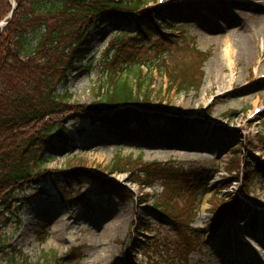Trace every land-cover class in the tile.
Returning a JSON list of instances; mask_svg holds the SVG:
<instances>
[{
    "label": "rangeland",
    "instance_id": "rangeland-1",
    "mask_svg": "<svg viewBox=\"0 0 264 264\" xmlns=\"http://www.w3.org/2000/svg\"><path fill=\"white\" fill-rule=\"evenodd\" d=\"M252 2L254 4L250 5ZM151 4L153 1L149 2ZM208 5L212 9L207 8ZM262 5L261 0H186L164 8L162 18L166 24L177 26V29L181 24L184 30L169 38L184 46L195 43L199 50L206 52L199 90H170L167 79L160 76H156L152 85L151 99L167 104L171 116L177 114L181 118L180 124L167 119L151 121L146 139L144 135L139 139H124L99 123L92 124L86 116L76 114L71 117L70 114L64 118L69 145H62L59 135L43 139L48 142L43 150L50 157L46 168L54 172L52 177L14 190L16 196L9 209H5L7 212L2 214L3 230L9 242L6 251L14 252L17 262L26 259L31 263L48 261V264H186L187 261V264H264V240L259 242V250L232 244L224 246L227 239L223 235L232 227L249 241H256L254 234L242 225L243 221L230 215L224 220L221 233L202 229L207 228L214 217L211 212L217 209L210 200L214 192L223 196L229 190H237L238 186L231 188L233 176L248 170H252L248 175L252 193L243 201L241 199L243 213L258 212V218L264 217V210L254 208L260 202L264 203V173L260 172V167L264 166L261 148L264 145V111L258 115L259 119L249 118L254 99L260 98L259 105L264 106V81L258 78L264 71V41L256 33L262 20L257 15L263 17L264 11L257 13L254 7ZM189 6L193 15L186 13ZM221 11L230 13L238 21L228 26ZM111 30L107 25L90 30L88 48L91 53L86 55L83 64L107 47L113 35ZM234 31L253 35L251 44L255 55L251 60L237 54L239 47ZM228 34L231 37L224 46L222 40ZM224 49L230 59L219 70L215 60ZM175 52L173 60L188 59L193 55L190 48L176 47ZM67 75L59 90H67L72 96L71 101L87 105L97 98V86L102 79L97 68L68 71ZM224 79L231 84H227L228 94L217 96L208 104L213 95L221 92ZM46 123L51 122L45 121L40 126ZM37 129H25L16 141L22 138L41 141ZM120 153L124 157L141 154L146 161L182 162L197 172L213 174L210 190L198 204L201 218L191 224L194 229L202 230L201 236L152 209L154 200L162 203L168 199L177 204L176 219L181 220L193 202V199L186 201L188 197L182 199L186 191L184 185L173 183L171 177L165 175L154 183V188H146L148 193L142 195L139 186L126 183L127 173H109L111 169H106L109 165L112 167ZM69 162L94 173L100 171L103 176L113 177L118 182L84 170L71 179L68 178L70 174L57 176L59 171L67 169ZM257 163L261 166H255ZM137 165L140 169V163ZM103 183L110 184L120 193L104 192L112 187H105ZM81 196L84 197L77 199ZM139 223L146 229H141ZM259 223V219L256 220L252 229H257ZM43 236H46L45 240H42ZM155 240L157 243L148 245ZM217 241L224 246L222 249L217 246ZM168 242L172 244L168 245ZM185 247L195 248L190 260L185 255ZM0 259V264H10L6 257Z\"/></svg>",
    "mask_w": 264,
    "mask_h": 264
},
{
    "label": "trees",
    "instance_id": "trees-1",
    "mask_svg": "<svg viewBox=\"0 0 264 264\" xmlns=\"http://www.w3.org/2000/svg\"><path fill=\"white\" fill-rule=\"evenodd\" d=\"M16 2L13 17L0 29V258L6 257L10 264H48L43 260L31 263L23 259L17 262L14 252L6 251L9 242L2 218V210L9 209L16 196L14 190L52 177L54 172L46 168L50 157L43 150L47 143L43 139L60 135L64 128L62 122L70 114L71 117L78 114L93 121L102 120L125 138L136 137L137 132L128 125L129 120L147 123L149 118H166L165 113L158 114L157 111L162 113L167 108L161 102L155 105L151 99L154 67L158 68L159 74L168 75L171 88L177 87L179 92L193 88L199 90L206 54L193 47L190 58L173 60V55H176L173 53L176 49L174 43L164 45V42L171 41L162 39L160 32L161 40L152 43L151 39L157 37L156 28L150 23L155 9L143 10L147 0ZM11 10V0H0V21ZM78 23L80 25L76 28ZM101 24L118 27L121 32L115 35L116 40L101 55L97 54L83 64L86 54H90L88 31ZM97 63L102 79L97 86V98L92 103L79 105L71 101L72 96L67 90H59V85L68 78V71H90L96 68ZM143 65L148 67V72H143ZM48 120L51 123L40 126ZM27 128L37 129L42 142L39 139L31 142L25 138L16 141ZM139 163L143 168L140 166L139 169ZM76 165L69 162L67 169L59 171L57 176L70 174L69 179L75 177L83 171ZM111 165L106 167L111 169L109 172H127L128 181L141 187L161 180L165 175L173 181L177 177L174 169L178 167L172 162H145L142 156L126 158L118 154ZM256 165L261 166L259 163ZM176 171L179 172L178 179L187 184L186 201L199 200L210 190L212 174ZM260 172L264 173V166L260 167ZM237 178L234 175L233 181ZM103 185L112 187L107 183ZM119 191L112 187L105 192L118 195ZM167 200L162 203L155 200L153 208L177 217V204ZM210 200L214 206L217 205L213 212L220 217L237 202L231 191L223 196L214 192ZM45 238L43 236L42 240Z\"/></svg>",
    "mask_w": 264,
    "mask_h": 264
},
{
    "label": "bare ground",
    "instance_id": "bare-ground-1",
    "mask_svg": "<svg viewBox=\"0 0 264 264\" xmlns=\"http://www.w3.org/2000/svg\"><path fill=\"white\" fill-rule=\"evenodd\" d=\"M261 2L264 4V0H261ZM254 4V2H252L250 5H253ZM257 5V4H256ZM254 7H256V11L255 12H257V13H259V12H261V11H264L262 8H264V5H262V6H254ZM220 15H221V17L222 18H224L225 19V23L227 24L228 22H229V24H228V26L229 25H232L234 22H236V21H238L237 20V18H235L234 16H232L230 13H226V12H224V11H221V13H220ZM257 15V14H256ZM262 15H257V18L258 19H262L261 21H260V26H259V30L257 29L256 30V33L257 34H259L260 36H262L263 37V41H264V16L263 17H261ZM236 24V23H235ZM233 33H237L236 34V40H235V42L238 44L237 45V47H239V51L237 52V54H240V55H242L244 58H246L248 61L249 60H251V58L253 57V55H255V49H254V47L252 46V44H251V42H254V37H253V35L251 36V35H249V34H247V33H245V32H243V31H234ZM232 36H233V34H232ZM230 37H231V34L229 35H227V37H225L226 39H223L222 41V45H224V46H226V44L228 43V40L230 39ZM226 53H227V51H226ZM220 54L221 55H219L218 56V59H220V60H215V63H218L219 64V66H217L218 68H219V70L220 69H222V65H224L225 66V61L227 62V61H229V56H230V54H229V56L227 55V54H225V49H224V51L223 52H220ZM227 58V59H226ZM216 67V68H217ZM262 73H264V71L263 72H260L259 74L260 75H262ZM257 74V73H256ZM219 78H220V76H219ZM222 79V78H221ZM222 83H223V87L220 89L221 91H224V90H226L227 89V87H228V85L229 86H231V84H228V82H227V80L225 81V79L224 80H222L221 81ZM228 84V85H227ZM260 98H256V99H254V102L255 103H257V102H260ZM261 231H263L264 232V226H263V228H262V230ZM226 234H228L229 235V231H226ZM57 237H58V235H57ZM217 246L220 248V249H222L221 247H222V244H219L218 243V241H217ZM258 257V256H257ZM224 260H226V261H229V259H227V258H224Z\"/></svg>",
    "mask_w": 264,
    "mask_h": 264
},
{
    "label": "water",
    "instance_id": "water-1",
    "mask_svg": "<svg viewBox=\"0 0 264 264\" xmlns=\"http://www.w3.org/2000/svg\"><path fill=\"white\" fill-rule=\"evenodd\" d=\"M16 7V4L14 3L13 4V9ZM13 15V11L10 13V15L4 20V21H2L1 23H0V28H2L3 26H5L6 24H7V22H8V18H10L11 16Z\"/></svg>",
    "mask_w": 264,
    "mask_h": 264
}]
</instances>
